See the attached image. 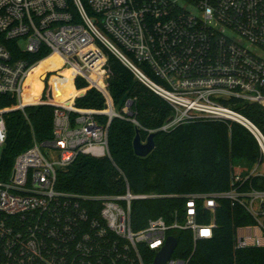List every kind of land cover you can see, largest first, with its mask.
<instances>
[{
    "label": "built area",
    "instance_id": "1",
    "mask_svg": "<svg viewBox=\"0 0 264 264\" xmlns=\"http://www.w3.org/2000/svg\"><path fill=\"white\" fill-rule=\"evenodd\" d=\"M0 37L17 43L16 51L0 43V98L17 100L0 106V152L4 113L24 112L26 81L38 64L29 57L42 50L72 70L73 84L83 79L106 100L102 110L51 102L52 138L34 140L0 178V264H154L180 230L191 231L193 252L175 256L176 247L166 264H192L198 240L214 235L221 199L253 219L237 226L234 249L264 247V134L238 108L264 107V0H0ZM107 51L172 107L159 130L200 118L233 120L253 133L260 160L248 171L238 165L228 190L182 195V218L178 211L171 221L151 217L142 228L133 226V202L164 195L135 193L126 178L120 194L59 189V170L78 156L111 157L114 118L140 129L133 100L117 109L108 92ZM204 210L209 222L200 221Z\"/></svg>",
    "mask_w": 264,
    "mask_h": 264
},
{
    "label": "trees",
    "instance_id": "2",
    "mask_svg": "<svg viewBox=\"0 0 264 264\" xmlns=\"http://www.w3.org/2000/svg\"><path fill=\"white\" fill-rule=\"evenodd\" d=\"M3 43L15 50L16 42L0 37ZM16 51V50H15ZM49 55L42 50L30 60H40ZM110 57L116 66L112 68L110 92L117 109L128 99L133 100V110L140 123L143 141L155 131V148L146 157L134 152L133 141L137 126L131 121L114 118L109 127V157L95 158L80 155L68 167L59 170L58 188L82 194H120L125 192L126 180L117 171L113 161L122 169L130 188L135 193L156 192L164 195L153 199L135 200L132 204L134 228H142L151 217L163 216L173 220L176 211L183 217L185 201L182 195L199 192H217L230 188L231 176L238 165L243 171L250 170L261 158L259 143L253 133L242 124L200 118L178 125L170 131L159 130L173 115L170 104L142 84L114 54ZM40 65L28 76L35 100L42 86L37 79L43 71ZM64 76L50 79L48 96L51 101L72 105L82 90L75 88L71 69L65 68ZM40 81V82H39ZM86 81H78L83 85ZM151 94H149V93ZM1 107H12L17 100L11 96L0 98ZM103 109L105 99L96 90L76 100V104ZM239 110L251 119L264 134V107L240 103ZM55 107L52 104L28 105L24 112L11 108L4 113L7 138L0 154V178L11 173L15 157L33 145L34 140L52 138ZM100 121L107 122L106 116ZM210 213L204 210L200 219L209 222ZM253 219L238 205L228 199L219 200L215 210L214 235L200 239L192 256V264H264V247L234 249L236 228L251 223ZM178 239L175 256L189 257L193 252L192 233L176 231ZM151 259V257L149 258Z\"/></svg>",
    "mask_w": 264,
    "mask_h": 264
},
{
    "label": "rangeland",
    "instance_id": "3",
    "mask_svg": "<svg viewBox=\"0 0 264 264\" xmlns=\"http://www.w3.org/2000/svg\"><path fill=\"white\" fill-rule=\"evenodd\" d=\"M21 45L24 46V43L22 42ZM110 53L111 52H109V51L106 52L107 57H108V61H107V64H106V69H107V89H108L109 94L111 95L110 87H109V85H110V78H111V76L113 74L112 68L114 66H116V63H115V61H113L111 59ZM32 61H34V60L32 59ZM34 62H38V64L36 65V67H38L40 65L42 68H44V70L41 71V72H39L38 75H37V79L38 80L41 79L42 86H41V88H40V90L38 92V99L35 100V99H33L34 98V93L32 92L31 84L27 85L26 93H25V96H24V99H23L24 102H25V104H26V106H28V105L47 104V103L50 104L51 102L60 103V102H57V101H51L50 102V99H49V96H48V90H49V87H50V78L52 76H54V75H58V73H61L60 76H64V74H63L62 71L65 69V67L62 66L61 63H59V61H57L56 59H49L48 58V55L46 57H43L40 60H37V61L35 60ZM78 81H82L83 82L84 80L78 78V79L75 80V83H74V86H75L76 89L83 91V95H81V96H79V97H77L75 99V107L76 108H80V109L102 110L101 108L79 105L78 103L76 104V100L78 98L80 99V98L84 97L87 94V92L89 90H91V89H94V90L98 91L103 96V98L105 99V96L103 95V93L101 91H99L98 89H96L94 87L89 88L87 82H85L83 85H79L78 84ZM149 94H151V93H149ZM111 97H112V95H111ZM112 99H113V97H112ZM144 142H146V141H144ZM110 155H111V153H110ZM109 158L112 159V157H109ZM112 161H113V164L115 165L117 171L125 179L126 177H125L122 169L114 162V160H112Z\"/></svg>",
    "mask_w": 264,
    "mask_h": 264
},
{
    "label": "water",
    "instance_id": "4",
    "mask_svg": "<svg viewBox=\"0 0 264 264\" xmlns=\"http://www.w3.org/2000/svg\"><path fill=\"white\" fill-rule=\"evenodd\" d=\"M44 78V77H43ZM51 104V103H50ZM155 133L152 132L148 135L146 142H143L140 134V129H136V135L133 141L134 152L139 157L148 156L155 148ZM178 245L176 236H169L164 248L157 254L154 264H166L172 256L175 248Z\"/></svg>",
    "mask_w": 264,
    "mask_h": 264
},
{
    "label": "bare ground",
    "instance_id": "5",
    "mask_svg": "<svg viewBox=\"0 0 264 264\" xmlns=\"http://www.w3.org/2000/svg\"><path fill=\"white\" fill-rule=\"evenodd\" d=\"M49 59H56L57 61H59V63H61V59L58 57V56H56V55H52V56H50V57H48ZM47 59V58H46ZM57 104H64V103H57ZM65 105H67V106H71V105H69V104H65Z\"/></svg>",
    "mask_w": 264,
    "mask_h": 264
}]
</instances>
